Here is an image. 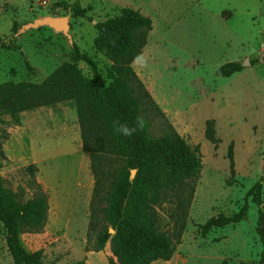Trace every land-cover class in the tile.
<instances>
[{
	"label": "rangeland",
	"instance_id": "obj_1",
	"mask_svg": "<svg viewBox=\"0 0 264 264\" xmlns=\"http://www.w3.org/2000/svg\"><path fill=\"white\" fill-rule=\"evenodd\" d=\"M72 2L0 0V37L10 34L13 21L22 28L44 16H65L72 43L108 83L111 63L94 49V26L117 16L122 8L150 18L147 43L131 67L201 163L175 252L168 262L151 264H259L257 207L250 199L244 221L206 234L201 226L236 213L258 180H262L264 212V0H79L84 18L60 6ZM17 45L19 50H0V84L40 83L68 62L71 53L67 38L48 27L19 32ZM254 59L259 62L251 64ZM245 60L249 67L230 77L220 75L222 65ZM77 68L91 76L86 63L79 62ZM142 114L150 123V134L161 135L163 123L153 116L147 100ZM2 119L0 204L17 223L21 246L29 253L41 251L44 264H108L109 243L99 252L86 249L94 177L90 153L82 149L74 102L23 112L19 126L12 125L9 116ZM207 120L213 121L216 144L204 136ZM29 165L36 167V181L47 192L46 213L27 189L24 168ZM121 165L114 156L100 159L110 178ZM169 214L160 213L161 228L172 236L174 219ZM7 234L0 221V264H12Z\"/></svg>",
	"mask_w": 264,
	"mask_h": 264
},
{
	"label": "trees",
	"instance_id": "obj_2",
	"mask_svg": "<svg viewBox=\"0 0 264 264\" xmlns=\"http://www.w3.org/2000/svg\"><path fill=\"white\" fill-rule=\"evenodd\" d=\"M60 6L64 11L85 17L79 0ZM53 17L58 16L54 14ZM20 28L21 25L13 21L10 34L0 37V50H19L17 34ZM94 28V49L111 63L106 71L108 83L95 63L75 43H69V61L62 63L42 82L0 84V123L5 124L2 118L9 116L12 125L19 126V114L23 112L73 101L82 149L90 153L94 177L87 251H102L109 243L112 256L108 258V264L168 262L175 252V243L183 233L201 163L167 121L131 67L147 43L152 29L150 18L137 10L122 8L117 16L97 22ZM79 62L88 65L91 72L89 78L77 68ZM258 62V59L250 61L251 64ZM24 64L30 71L27 61ZM242 69L240 63L231 62L222 65L219 72L222 77H230ZM145 100L153 116L163 123L162 133L158 137L150 134V123L142 114ZM137 118L144 121V126L132 136L116 132L115 122L135 127ZM204 136L210 143L218 142L212 120L205 122ZM6 138L2 136V139ZM109 156L122 160V165L112 178L111 173L100 166V159ZM228 159L232 168V145L228 148ZM132 170L135 171L134 175L131 174ZM24 172L28 177L27 189L32 192L42 213H46L49 208L48 195L36 181V167L29 165ZM261 181H256L248 189L236 213L230 217L209 219L201 226V231L206 234L212 228L244 221L250 199L257 207L255 230L261 243L259 264H264ZM161 212L170 213V218L174 219L172 236L161 228ZM0 221L8 230L5 242L12 264H44L41 251L29 253L21 246L17 223L1 204Z\"/></svg>",
	"mask_w": 264,
	"mask_h": 264
},
{
	"label": "water",
	"instance_id": "obj_3",
	"mask_svg": "<svg viewBox=\"0 0 264 264\" xmlns=\"http://www.w3.org/2000/svg\"><path fill=\"white\" fill-rule=\"evenodd\" d=\"M39 27H48L51 29L54 33H61L63 36H65L69 43H72L71 35L69 34L70 26L68 24L67 17H53V16H44L41 18L34 19L31 23H28L26 25H23L19 32H24L25 30L29 29H37ZM19 34V33H18ZM250 63L248 60H245L241 67H249ZM131 174L134 175L135 171L132 170ZM110 233H113L112 230H110Z\"/></svg>",
	"mask_w": 264,
	"mask_h": 264
},
{
	"label": "clouds",
	"instance_id": "obj_4",
	"mask_svg": "<svg viewBox=\"0 0 264 264\" xmlns=\"http://www.w3.org/2000/svg\"><path fill=\"white\" fill-rule=\"evenodd\" d=\"M144 121L141 118H137L136 126L129 127L126 123L115 122L114 127L116 132L124 136H132L137 130L142 129Z\"/></svg>",
	"mask_w": 264,
	"mask_h": 264
}]
</instances>
